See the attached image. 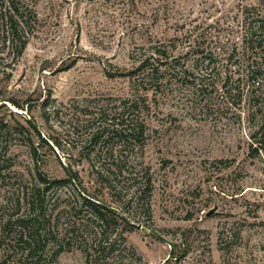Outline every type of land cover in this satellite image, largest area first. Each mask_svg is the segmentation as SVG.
Wrapping results in <instances>:
<instances>
[{
    "label": "rangeland",
    "instance_id": "374dc122",
    "mask_svg": "<svg viewBox=\"0 0 264 264\" xmlns=\"http://www.w3.org/2000/svg\"><path fill=\"white\" fill-rule=\"evenodd\" d=\"M32 2L37 22L32 23L22 57L7 55L0 31V222L16 210L22 189L36 181L37 172L63 178L60 162H70L85 182L92 181L87 162H79L75 149L88 133L85 121L98 116L102 107L131 96L126 75L136 69L135 54L143 46L152 38L194 46L199 34L215 32L237 4ZM186 97L184 91L150 95L151 111L146 108L140 114L146 123L145 147L132 163L142 162L152 173L153 219L150 227L127 236L128 253L133 250L135 255H124L122 264H164L173 244L178 245V264H207L208 250L213 264H264V152H255L248 138L259 101L246 99L205 115L193 110L192 99ZM45 102L50 112L52 105L58 108L49 119L43 117ZM30 119L42 139L29 129ZM111 124L96 122L92 130L106 128L103 140L109 142ZM51 137L62 138L75 161L55 150ZM31 146L37 148L36 157ZM212 209L215 212L207 216ZM233 230H239V238L223 249ZM57 263L87 264L77 248L63 252ZM96 264L118 263L109 259Z\"/></svg>",
    "mask_w": 264,
    "mask_h": 264
},
{
    "label": "trees",
    "instance_id": "16d2710c",
    "mask_svg": "<svg viewBox=\"0 0 264 264\" xmlns=\"http://www.w3.org/2000/svg\"><path fill=\"white\" fill-rule=\"evenodd\" d=\"M235 1L236 11L226 13L215 32L199 34L194 46L152 38L135 54L137 67L126 75L131 96L87 118L88 133L75 148L79 162H87L92 181L85 182L70 162H60L63 178L37 172L36 181L22 189L16 210L0 222V264H58L59 256L73 248L80 249L87 264L109 259L122 264L124 255H135L133 250L128 253L127 236L150 227L153 219L152 173L142 162L132 163L145 147L146 123L140 114L146 108L151 111L150 95L156 98L184 91L192 99L193 110L205 115L222 111L225 105L257 99L248 138L255 152H264V0ZM34 6L32 0H0L2 43L7 55L11 53L16 60L29 43L32 23L37 22ZM47 105L42 107L45 119L58 111L52 105L50 112ZM108 121L112 123L109 142L103 140L106 128L92 130L96 122ZM27 123L42 139L35 123L31 119ZM51 140L55 150L75 161L62 146V138ZM31 148L36 157L37 148ZM238 231L230 233L223 249L236 243ZM177 248L173 244L164 264L179 263ZM208 252L207 264H213Z\"/></svg>",
    "mask_w": 264,
    "mask_h": 264
},
{
    "label": "water",
    "instance_id": "95a60500",
    "mask_svg": "<svg viewBox=\"0 0 264 264\" xmlns=\"http://www.w3.org/2000/svg\"><path fill=\"white\" fill-rule=\"evenodd\" d=\"M215 212V209H212V210H210V211H208L207 213H206V215L207 216H211L213 213ZM152 236H155V237H157V238H162L160 235H158L157 233H155V232H152V231H150L149 232Z\"/></svg>",
    "mask_w": 264,
    "mask_h": 264
}]
</instances>
